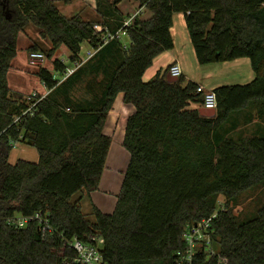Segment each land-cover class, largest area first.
<instances>
[{
	"label": "trees",
	"instance_id": "trees-1",
	"mask_svg": "<svg viewBox=\"0 0 264 264\" xmlns=\"http://www.w3.org/2000/svg\"><path fill=\"white\" fill-rule=\"evenodd\" d=\"M95 1L101 18L85 20L65 16L56 0H0V264H81L69 244L75 238L98 246L109 264H175L186 225L215 212L219 257L264 264V205L244 220L229 204L216 209L218 195L264 185V0H133L152 15H136L129 26L124 0ZM180 13L201 65L248 58L255 74L249 83L213 88L214 117L200 114L196 82L183 75L170 81L169 70L143 78L157 56L174 49L171 28ZM29 26L49 41L56 72L38 70L48 93L32 99L8 82L19 33ZM122 29L126 47L122 36L110 38ZM84 43L95 52L82 62ZM62 46L71 66L55 57ZM69 67L76 69L64 78ZM91 72L103 75L101 90L88 86V96L77 97ZM120 93L134 108L123 139L130 160L114 212L92 205V221L82 199L99 189L112 142L105 122ZM250 124L243 135L240 126ZM15 143L35 147L38 161L10 163ZM39 211L56 233L43 236L38 221L8 223Z\"/></svg>",
	"mask_w": 264,
	"mask_h": 264
},
{
	"label": "rangeland",
	"instance_id": "rangeland-1",
	"mask_svg": "<svg viewBox=\"0 0 264 264\" xmlns=\"http://www.w3.org/2000/svg\"><path fill=\"white\" fill-rule=\"evenodd\" d=\"M128 1L129 0H124L123 2H121V10L126 20L128 18L134 17L137 14L142 18L151 17L152 14L149 9H142L139 7V4L137 2L129 3ZM74 3L75 0H56V5L60 9V11L68 17L77 15L75 13L78 9H80ZM79 4L81 6H84L85 2L80 1ZM84 8H86V6ZM173 25V37L175 43L174 51L168 54H163L159 58L160 61H157V63H155L156 66H158L159 64L162 66V72H167V70H169L170 64H172L171 61L173 60L172 57L176 56L178 57V59H180L179 61L182 63L187 74L190 75V77L194 78V81H200L204 83L205 80L208 79V81L206 82L208 83L206 84V87L208 88H212L215 83H219V85H237L246 84L252 81H248V72L253 71L251 68L250 60L248 58L242 59L243 61H240L239 63H235V61H227L201 65L196 58L195 50L191 43L185 20L181 14H176V16L174 17ZM37 31L38 29L36 27L31 26L27 35L31 37L33 45L38 44V46L40 47L39 50L43 51L47 55L48 49L50 48V43L47 39L42 38L40 35L38 36L39 31ZM27 35L25 31H21L18 36V50L14 58L15 64L9 71L10 87L13 91L19 92L24 95H31L33 93H39L43 95L48 92V89L38 77L37 72L41 67L47 68L48 70L54 72L52 65V60L54 59V57L50 59L46 56V59L42 64L32 65L29 61L30 42ZM122 41L124 47L129 44V38L125 35H122ZM89 46L90 45L88 43L83 44V49H81L80 52V58L82 62L84 60H88L91 57H89L90 52H88V49H90L92 53L94 52V49ZM66 50L67 48L65 46H62L56 52L55 57L60 58L67 65L71 66L72 63L69 61L68 56L69 52ZM242 63V66H237ZM54 74H56V72H54ZM207 76L210 77L206 78ZM154 77L155 74L153 77L148 78L145 81H149ZM103 79L104 78L101 73H99L98 75H94V73L91 72L90 76L84 79L83 83L75 90L74 94L77 97H87L88 86H91L94 91H100L101 88L99 82ZM122 98V93L117 95L114 104L107 116V119L109 117V125L107 123V129L109 130L110 135H112L116 130V126L112 124L114 122V119H112V117L110 116L112 115V113L117 111L119 105H123ZM241 120L243 122V119ZM252 129V124L247 126L241 125L239 131L243 135H247L251 133ZM122 134L123 127L119 126V128L116 130V135L118 136V138L115 137V139H113L111 136L112 142L107 157V162L103 171L104 173L102 181L104 178H108L111 186H109V184L101 183V185H99V193L94 195V197L92 196L95 202H99V196L101 197L102 202H105V206L100 205V207L102 208L101 210L106 213H112L116 208L118 195L122 189L125 172L130 160L129 151L127 149L123 151L122 148L125 147L122 144L121 140L118 141L119 137L122 136ZM18 159H25L36 162L39 159V154L35 147L23 143H17L10 153L9 162L14 164ZM80 195V193L77 194L76 198L80 197ZM226 204H229V209L232 210L233 214L237 217L238 220H244L253 217L261 210L262 206L264 205V185L253 186L243 192L238 193L234 197L225 196L224 194L218 195L216 209L219 210L226 208ZM82 205L83 212L88 214L87 217L90 220L94 221V216L91 215L92 207L87 205L86 201H83Z\"/></svg>",
	"mask_w": 264,
	"mask_h": 264
},
{
	"label": "built area",
	"instance_id": "built-area-1",
	"mask_svg": "<svg viewBox=\"0 0 264 264\" xmlns=\"http://www.w3.org/2000/svg\"><path fill=\"white\" fill-rule=\"evenodd\" d=\"M134 17L125 20L124 26H129ZM95 29L101 30L102 28L99 25H95ZM125 34L126 32L122 29L115 35H110V38L120 37ZM45 59L46 54L40 50L31 51L29 54V61L32 65H40L45 61ZM75 69L76 67H69L65 72L64 78L72 74ZM169 73L171 76L179 78L183 75L181 65L177 62H173L170 64ZM197 92L203 93L204 95L202 107L216 110L217 96L213 89H208L205 86L198 84ZM37 94L38 93L31 94L30 99ZM35 105L36 102L29 107V110H31ZM29 110L24 113L29 112ZM16 144L17 143H15V146ZM216 217L217 213L215 212L208 218L186 225L183 233L185 247L176 253L175 264H226V260L220 258L217 251L213 248V234L215 233V229L212 223ZM31 221H38L39 229L43 236L47 233H56V229L51 225L49 217L47 215L45 216L41 211L30 216L17 214L8 219V223L17 228H24ZM69 244L78 254L75 259L78 263L109 264L104 259V256L98 246L85 243L77 238L73 239ZM201 253H204L206 258H203Z\"/></svg>",
	"mask_w": 264,
	"mask_h": 264
},
{
	"label": "crops",
	"instance_id": "crops-1",
	"mask_svg": "<svg viewBox=\"0 0 264 264\" xmlns=\"http://www.w3.org/2000/svg\"><path fill=\"white\" fill-rule=\"evenodd\" d=\"M80 1H84L85 2V5L84 6H81L80 4H79V2ZM129 3H135V1H133V0H129L128 1ZM75 5H77L80 9H78L77 10V12L75 13V14H78V15H80V16H82L85 20H91V19H99V18H101L100 16H99V14L97 13V11H96V1L95 0H75V3H74ZM80 5V6H79ZM86 6V8H84ZM120 8H121V4H120ZM181 14V13H180ZM182 15V17L184 18V15L183 14H181ZM73 16V15H72ZM176 16V14L174 15V17ZM173 27H174V25H173ZM173 27L171 28V32H172V35H173ZM30 28H31V26H29V27H27L24 31H25V33H26V35H27V33H29L28 31L30 30ZM39 31V30H38ZM37 31V32H38ZM31 34V33H30ZM38 36H39V32H38ZM174 36V35H173ZM27 37H28V40H29V42H30V47L33 45V42H32V40H31V37H29L28 35H27ZM173 39H174V37H173ZM89 47H91V46H89ZM175 48V47H174ZM82 49H83V45H82ZM66 51H68V49L66 50ZM174 51V49H172V50H169V51H166V52H164V53H162V54H160L159 56H157L154 60H153V64H152V66L146 71V73H145V75H144V80H147L148 78H151V77H153L154 76V74L156 75V73L159 71V70H162L161 68H162V66L160 65V67H159V65L158 66H156L155 65V63H157V61H160L159 60V58L163 55V54H165V53H171V52H173ZM69 52V51H68ZM88 52H90L89 53V57L90 56H92L93 54H94V52H95V50H94V52L92 53L91 52V50L90 49H88ZM68 56H69V53H68ZM88 57V58H89ZM87 58V59H88ZM173 58V60L171 61V63H173V62H177V63H179L182 67V71H183V76L185 77V80L186 81H188V80H191V81H194V78H192V77H190V75H188L187 74V72L185 71V68L183 67V65H182V63L179 61L180 59H178V57H176V56H173L172 57ZM242 59H244V58H240V59H236V60H234L235 61V63H239L240 61H243ZM15 60L13 59V61H12V66H11V68L14 66V64H15V62H14ZM84 61H86V60H84ZM83 61V62H84ZM168 64H170V63H168ZM243 65V63L242 64H239V65H237V66H242ZM10 68V69H11ZM10 71V70H9ZM249 74H248V76H249V79H248V81L249 80H252L253 78H254V76H255V74H254V72L252 71H250V72H248ZM10 72L8 73V82H9V86H10ZM147 77V78H146ZM208 77H210V76H207L206 78H208ZM212 80V79H211ZM208 81V79H206L205 80V82L203 83V82H200V81H194V82H196L197 84H200V85H203V86H207L206 84H208V83H206ZM218 86H221V85H219V83H215L213 86H212V88L211 87H206V88H208V89H213V88H215V87H218ZM48 93V92H47ZM47 93H45V94H43V95H46ZM123 96V95H122ZM122 100H123V98H122ZM192 107H196V105L195 104H192ZM134 111V108L133 107H131V106H128V105H126L124 102H123V105H119V108L117 109V111L116 112H114V113H112V115L110 116V117H112V119H114V122L112 123V124H114L115 126H116V130L119 128V126H122L123 127V134H122V136H120L119 137V139H118V141H122V144H123V139H124V135H125V127H126V121H127V118L130 116V114H132V112ZM108 119H109V117H108ZM108 119H107V122H106V126H105V128H104V131H105V133H107V134H109L110 135V132H109V130L107 129V123H108V125H109V122H108ZM116 130L113 132V134L112 135H110V136H112V138L113 139H115V137L116 138H118V136L116 135ZM123 149V151H125V149L126 148H122ZM121 149V150H122ZM104 173V172H103ZM102 178H103V174H102V177H101V182H100V185H101V183H103V184H109V186H111V184H110V181H109V179L108 178H104L103 179V181H102ZM104 181H105V183H104ZM99 191H100V188L99 189H97V190H95V191H93L90 195H85L84 197H83V199H82V202L83 201H86L87 202V205H89V206H91L92 207V205H96L98 208H100V209H102L101 207H100V205H103V206H105V202H102V199H101V197L99 196V202H95L94 200H93V197H94V195H96L97 193H99ZM81 194V193H80ZM82 195H80V197H81ZM93 196V197H92ZM87 198V199H86ZM91 201H90V200ZM90 201V202H89ZM93 202V203H92ZM95 202V203H94ZM98 204V205H97ZM83 206V205H82Z\"/></svg>",
	"mask_w": 264,
	"mask_h": 264
},
{
	"label": "water",
	"instance_id": "water-1",
	"mask_svg": "<svg viewBox=\"0 0 264 264\" xmlns=\"http://www.w3.org/2000/svg\"><path fill=\"white\" fill-rule=\"evenodd\" d=\"M167 79L170 80V81H177L178 80L177 77L171 76L170 73L167 74ZM199 112H200L201 115H203L205 117H214L216 115V110L208 109V108H204V107H201L199 109Z\"/></svg>",
	"mask_w": 264,
	"mask_h": 264
}]
</instances>
